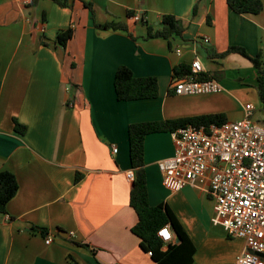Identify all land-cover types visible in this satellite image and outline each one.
<instances>
[{"label": "crops", "instance_id": "0c3cea01", "mask_svg": "<svg viewBox=\"0 0 264 264\" xmlns=\"http://www.w3.org/2000/svg\"><path fill=\"white\" fill-rule=\"evenodd\" d=\"M66 1L67 7L0 0V172L13 173L19 184L8 213L0 215V264H157L132 232L139 218L130 206L134 181L128 173L136 177V171L129 128L221 113L236 122L249 104L256 107L253 119L264 124L257 117L262 103L252 63L239 54L219 57L232 46L253 57L264 51V10L238 14L227 0ZM165 15L183 26L172 47L163 38L146 39L149 29H162ZM96 24H125L129 32ZM69 28L74 37L64 48L57 36ZM196 60L202 74L221 84V93L175 95V67ZM121 66L139 78L156 77L159 97L119 101L115 75ZM15 120L27 127L25 134ZM174 154L173 133L146 137L150 204L173 212L195 249L192 264H236L245 241L213 224L212 196L192 186L176 192L164 187L158 163ZM171 231L168 244L180 243Z\"/></svg>", "mask_w": 264, "mask_h": 264}, {"label": "built area", "instance_id": "2783aa9c", "mask_svg": "<svg viewBox=\"0 0 264 264\" xmlns=\"http://www.w3.org/2000/svg\"><path fill=\"white\" fill-rule=\"evenodd\" d=\"M18 1L28 5L32 0ZM141 19V15L135 17ZM177 53L181 55V50ZM202 72L201 62L194 61L190 75L172 81L175 95L202 96L224 90L215 79L199 80ZM255 111L249 104L242 120L179 129L173 133L174 156L158 163L169 191L192 186L212 196L213 224L223 227L230 238L245 241L236 264H264V124L253 119ZM128 178L134 181V172ZM159 236L166 245L170 243V226L162 228ZM52 242V237L46 239L48 245Z\"/></svg>", "mask_w": 264, "mask_h": 264}, {"label": "trees", "instance_id": "16d2710c", "mask_svg": "<svg viewBox=\"0 0 264 264\" xmlns=\"http://www.w3.org/2000/svg\"><path fill=\"white\" fill-rule=\"evenodd\" d=\"M38 0H32V5ZM61 7H67L66 0H52ZM230 8L238 14L258 15L264 10V2L262 0H227ZM86 7L92 11V7L86 4ZM130 14H133L130 12ZM162 29L155 33L151 29L148 31L146 39L163 38L170 40L174 36H181L183 31L182 22L172 15H165L161 21ZM101 30H123L128 31V26L125 24H106L95 25ZM129 32V31H128ZM130 36L133 38L132 34ZM74 37V30L69 28L61 31L57 36V42L67 47L68 43ZM230 54H239L248 59L254 69L258 73V86L256 87L258 97L264 109V51L253 57L245 48L240 46L229 47L225 52L219 55L220 58H225ZM1 70V62H0ZM192 73V67L188 65H179L174 69L173 78H181ZM208 74H200L199 80H210ZM115 90L119 101L131 102L139 100L157 99L159 97V85L156 77H137L134 72L126 66H121L115 75ZM227 122L225 114H210L201 115L189 118H181L177 120H166L160 122H149L133 124L129 128L130 137V159L132 168L136 171L134 186L130 194V206L136 211L139 221L132 229V232L141 239V246L144 251L152 252V258L157 264H192L194 247L187 246L190 243L184 229L178 222L177 218L169 207L165 204L152 206L150 204V196L148 182L144 170L145 161V140L146 137L156 133H174L179 129L186 128L189 125L197 127H209L211 125H222ZM16 130L20 134H25L27 127L20 125L16 120ZM81 180V175H78L76 181ZM19 191V184L16 176L8 171L0 172V215L8 213V204L16 196ZM170 225L171 229L178 236L180 243L172 245L165 243L159 236V231L165 226ZM44 237L49 235V231L45 228H35ZM191 244V243H190ZM85 248H90L83 245ZM72 264H78L73 262Z\"/></svg>", "mask_w": 264, "mask_h": 264}, {"label": "rangeland", "instance_id": "374dc122", "mask_svg": "<svg viewBox=\"0 0 264 264\" xmlns=\"http://www.w3.org/2000/svg\"><path fill=\"white\" fill-rule=\"evenodd\" d=\"M229 99H230V98H229ZM261 106H262V105H261ZM262 108H263V107H262ZM262 108H261V109H262ZM261 109L257 111V117H258V118H264V110H261Z\"/></svg>", "mask_w": 264, "mask_h": 264}, {"label": "water", "instance_id": "95a60500", "mask_svg": "<svg viewBox=\"0 0 264 264\" xmlns=\"http://www.w3.org/2000/svg\"><path fill=\"white\" fill-rule=\"evenodd\" d=\"M55 235H63L64 233L62 231H57V232H54ZM66 234V233H65Z\"/></svg>", "mask_w": 264, "mask_h": 264}]
</instances>
